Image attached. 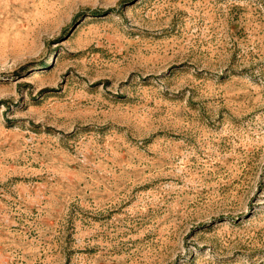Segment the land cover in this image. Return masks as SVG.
Returning <instances> with one entry per match:
<instances>
[{
	"label": "rangeland",
	"instance_id": "rangeland-1",
	"mask_svg": "<svg viewBox=\"0 0 264 264\" xmlns=\"http://www.w3.org/2000/svg\"><path fill=\"white\" fill-rule=\"evenodd\" d=\"M0 264H264V0H0Z\"/></svg>",
	"mask_w": 264,
	"mask_h": 264
}]
</instances>
